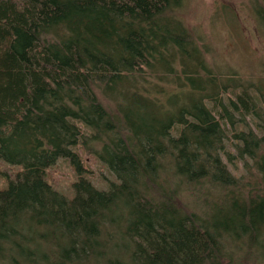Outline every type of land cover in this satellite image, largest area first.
<instances>
[{
  "label": "trees",
  "instance_id": "trees-1",
  "mask_svg": "<svg viewBox=\"0 0 264 264\" xmlns=\"http://www.w3.org/2000/svg\"><path fill=\"white\" fill-rule=\"evenodd\" d=\"M181 5L0 0V160L21 168L0 188V264H264V85L216 70ZM60 159L72 198L47 178Z\"/></svg>",
  "mask_w": 264,
  "mask_h": 264
},
{
  "label": "rangeland",
  "instance_id": "rangeland-1",
  "mask_svg": "<svg viewBox=\"0 0 264 264\" xmlns=\"http://www.w3.org/2000/svg\"><path fill=\"white\" fill-rule=\"evenodd\" d=\"M254 6V0H182L179 9L184 22L199 39L200 45L206 48L208 60L216 70L227 78L232 75L236 79L264 85V26ZM149 77L151 81L147 82V88L158 85L164 92L178 89L173 75L168 76L172 79H167L166 83L155 75ZM156 95L160 99L164 97L162 93ZM79 150L87 170L85 178L96 188L109 190L110 185L117 182L116 176L82 147ZM239 164L234 167L228 164V168L237 177H248L241 162ZM20 170V167L0 160V188H6L14 181ZM47 178L61 193L73 197V183L79 177L68 160L60 159L47 171ZM239 255V258L245 257L241 250ZM235 260L233 264H260ZM225 264L232 263L225 261Z\"/></svg>",
  "mask_w": 264,
  "mask_h": 264
},
{
  "label": "bare ground",
  "instance_id": "bare-ground-1",
  "mask_svg": "<svg viewBox=\"0 0 264 264\" xmlns=\"http://www.w3.org/2000/svg\"><path fill=\"white\" fill-rule=\"evenodd\" d=\"M124 85V84H123ZM125 86V85H124ZM127 87V86H126ZM131 87V86H130ZM174 110V109H173ZM116 120V119H115ZM167 163V162H166Z\"/></svg>",
  "mask_w": 264,
  "mask_h": 264
}]
</instances>
